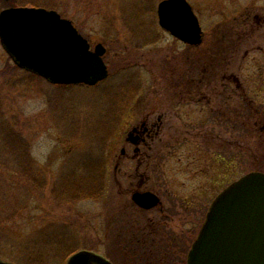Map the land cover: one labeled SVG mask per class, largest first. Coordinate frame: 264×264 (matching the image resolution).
<instances>
[{
	"label": "rangeland",
	"instance_id": "obj_1",
	"mask_svg": "<svg viewBox=\"0 0 264 264\" xmlns=\"http://www.w3.org/2000/svg\"><path fill=\"white\" fill-rule=\"evenodd\" d=\"M160 1L0 0V11L69 17L106 46L109 68L93 86L52 84L0 40V258L67 264L88 248L117 261L118 231L152 216L132 210V193L147 190L164 199L151 220L174 256L228 183L264 171V0H188L199 46L160 26ZM147 117L161 128L136 153L129 132ZM121 249L120 264H132Z\"/></svg>",
	"mask_w": 264,
	"mask_h": 264
},
{
	"label": "water",
	"instance_id": "obj_2",
	"mask_svg": "<svg viewBox=\"0 0 264 264\" xmlns=\"http://www.w3.org/2000/svg\"><path fill=\"white\" fill-rule=\"evenodd\" d=\"M157 13L160 25L175 37L193 45L202 42L203 28L188 0H162ZM0 38L16 64L53 83L96 84L109 75L103 43L91 49L89 40L57 10L5 8L0 12ZM150 195L139 193L135 198ZM0 264L12 263L0 258ZM68 264L111 262L81 250ZM188 264H264L263 171L246 173L214 199Z\"/></svg>",
	"mask_w": 264,
	"mask_h": 264
},
{
	"label": "flooded vegetation",
	"instance_id": "obj_3",
	"mask_svg": "<svg viewBox=\"0 0 264 264\" xmlns=\"http://www.w3.org/2000/svg\"><path fill=\"white\" fill-rule=\"evenodd\" d=\"M161 118L162 115L161 117H159V121L162 123ZM160 128L161 124L159 123L158 125L157 122L150 121L149 117L144 118V120H142L140 124H136L135 126H133L131 129V132L133 131L131 140H137L136 143L133 141V143L137 144L135 147V152L137 153L141 151V143L148 144L149 140L152 137L158 135ZM122 153L126 154V148L122 149ZM145 192L151 191L147 190ZM136 193L144 192L134 191L132 193V200L134 202V207H132V210L138 209L139 211V209H142L144 211L150 212L152 216L150 217L149 215H145L143 220H134L130 217L131 220L127 221L128 224L126 228H124L123 231H118L117 234L126 235V237L124 238L125 241L122 240L120 244L117 241L116 245L114 246L116 250V257H118L119 260L116 261L114 259V256H110L108 253L104 254L88 248H83L82 250L95 251L107 257L112 264H120L121 258L119 257V254L117 256V252H122V244V247L126 252L122 253L123 257H127L130 261L132 260V264H186L189 250L194 243L195 238H191L189 240L190 243H187L186 247H184L182 243L179 244L180 241L176 242L175 246H171L173 249H176L175 255L173 256L172 253H169L170 246H168V244L170 242H168L169 240L166 234L165 227H156L153 220H151L152 218H154V214L152 213L153 209V212L156 214L158 206H160L161 209L164 208V199L159 194L153 192L158 196V200L156 203H154V205L152 203L155 201V199L151 196L139 198L140 201L143 202L140 203L134 198V194ZM161 209L159 210L161 211ZM195 233L197 237L199 229Z\"/></svg>",
	"mask_w": 264,
	"mask_h": 264
}]
</instances>
